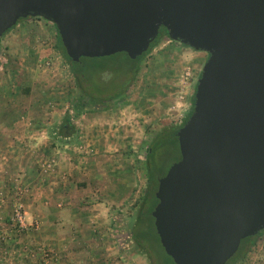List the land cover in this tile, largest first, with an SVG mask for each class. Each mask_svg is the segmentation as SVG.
Instances as JSON below:
<instances>
[{"label": "rangeland", "instance_id": "obj_1", "mask_svg": "<svg viewBox=\"0 0 264 264\" xmlns=\"http://www.w3.org/2000/svg\"><path fill=\"white\" fill-rule=\"evenodd\" d=\"M19 22L0 36V134L14 128L15 122V127L20 125L22 136L9 138L18 143L5 145L11 153H18L20 148L28 159L32 145H57L65 156L61 159L58 152H43L42 159L34 162L33 167L41 175L37 180H25L26 176L18 174L16 164L4 163L0 148V264H174L162 248L149 217H142V224L136 227L140 200L148 187L145 161L154 136L178 125L181 110L176 91L186 67L192 71L185 87L187 110H191V99L208 53L170 40L162 33L139 60L137 71L119 100L100 101L96 104L98 109L76 115L70 103L78 87L59 46L56 26L40 17L22 18ZM47 60L50 65L45 67ZM127 60L123 54L84 59L78 67L84 74L104 69L101 75L91 74L90 81L92 89H104L106 86L100 82L127 68ZM81 85L86 86V82ZM66 115L73 130L65 138L60 125ZM97 145H110L109 152L125 158L114 163L124 162L128 167H121L116 177L117 188L104 185L100 190L95 183L97 178L87 179L84 170L80 174L75 167L90 163L88 157L109 154L103 149L85 152V148ZM50 158L55 159L54 171L44 173L41 163ZM178 158V148L157 158L155 175L166 173ZM57 164L65 166L60 171L67 172V190L59 188L64 178L57 177ZM5 166L8 168L3 173ZM47 179L53 183L50 186H56L51 207L49 199L41 195ZM107 180L104 184H108ZM86 186L90 187L87 191ZM18 205L23 215L22 226L15 225L13 219ZM48 208L50 215L46 214ZM137 229L143 234L144 249L136 242ZM49 233L60 238L61 244L53 243V239L48 241ZM244 251L243 258L230 264H264V231Z\"/></svg>", "mask_w": 264, "mask_h": 264}, {"label": "water", "instance_id": "obj_2", "mask_svg": "<svg viewBox=\"0 0 264 264\" xmlns=\"http://www.w3.org/2000/svg\"><path fill=\"white\" fill-rule=\"evenodd\" d=\"M28 17L51 21L74 62L136 59L161 27L207 52L180 158L158 179L155 230L175 264H226L264 230V0H0V36Z\"/></svg>", "mask_w": 264, "mask_h": 264}, {"label": "trees", "instance_id": "obj_3", "mask_svg": "<svg viewBox=\"0 0 264 264\" xmlns=\"http://www.w3.org/2000/svg\"><path fill=\"white\" fill-rule=\"evenodd\" d=\"M18 22H19V20H18ZM162 33L167 35V31L164 27H161L159 29V33H158L157 37L151 42L148 50L146 52H144L142 55L138 56L136 59H130L125 52H118V53H114V54L109 55V56H102V57H93V58L82 57L79 62H74L66 54L65 49H64L62 42L60 40V36L58 34V31H57L59 46L61 47V49L63 51V55H64L66 61L70 65V71H71L72 75L74 76V78L76 80L77 87H78V93L76 94L74 99H72V101L70 103L71 109L74 111V113L77 115V114L82 113L85 110H87V111L96 110L99 108V107H97L96 104H98L100 101H103V100H106L109 98H111V99L116 98L117 100H119L120 97L123 96L126 85L132 79L133 75H135L137 68H138L137 65H138L139 60L156 44L159 36ZM121 54H123L128 59L127 63L130 65L127 68H125L124 70H120L119 72H117L115 76L112 75L111 78H106V79L104 78V80H106V81L100 82V84H101V86L105 85L106 88L103 89L100 86L99 87L97 86L95 88L93 87V89H92L90 87L91 86L90 85L91 74L99 73V75H101V73H103L105 70L104 69L95 70L92 73L90 72V73L84 74L83 71L78 67V64L84 59L98 60V59H103V58L116 57L117 55H121ZM122 75H124V76H122ZM121 76L123 78H120ZM83 81L86 82V86H84V87H82V85H81V83ZM88 85H89V87H88ZM191 102H192L191 110L189 111V113L187 114V116L185 117V119L183 120V122L180 125H176L174 127H169L167 129H164V130L160 131L159 133H157V135H155L154 138L152 139V145L153 146L150 147V149H148L149 151L147 153L146 161H145V167H146V171H147V175H148V187L145 189V192H144V194L140 200V205L138 208V215L139 216H138V219L136 220V223H137L136 227L138 224H142V221H143L142 217H144V216L149 217L151 219V223H153V221H154V219L151 215V211L153 210V208L155 207V205L158 202L157 198L155 197V191L157 189L158 179L165 174L164 173L161 176L155 175L154 168H155V165L157 162L156 159L160 158L162 155H164V153H166L167 151H170L172 149L178 148V150H179L178 139H177L176 133H177V130L179 129V127L182 126L183 123L187 120V118L189 117V115L192 111L193 104H194V94L192 96ZM60 130H61V134L65 138L71 134L73 128L70 125L68 115L65 116L63 122L61 123ZM66 142H64V143H66ZM157 154L159 155V157L157 156ZM179 158H180V152H179ZM152 163H153V167L151 165ZM153 226H154V224H153ZM154 228H155V226H154ZM263 231L264 230L258 232L257 234H255L253 236H249V237L242 239L237 252L226 262V264H230L231 262L236 263L238 260L243 258L245 256V253H246L244 251L245 247L250 248L252 245H254L257 235H259ZM142 235H143L142 232L138 233V229H137L136 235H135L136 242H137L138 246H140V248L142 247L144 249L143 244H142V241H143ZM157 237H158V235H157ZM158 239H159V237H158ZM168 257L171 259L170 256H168ZM172 262H173V260H172Z\"/></svg>", "mask_w": 264, "mask_h": 264}, {"label": "crops", "instance_id": "obj_4", "mask_svg": "<svg viewBox=\"0 0 264 264\" xmlns=\"http://www.w3.org/2000/svg\"><path fill=\"white\" fill-rule=\"evenodd\" d=\"M13 126H14V128L7 129L4 132V134L3 133L0 134V148L3 150L4 163H6L8 161L6 164L11 163V162L16 164L19 167L18 168L19 169L18 174H20V176H26L25 180L29 179L30 177L37 180L38 176L41 175V173L37 172L33 167L35 166L34 162H38L40 159H42V157L40 155L43 152L49 151L48 152L49 154H53L55 152H58L60 155V158L61 159L64 158V156H65V154H63L64 152L62 153L61 148H59L57 145H38L36 147L34 145H32L29 148V155L27 156L28 159H25L26 155L21 154L20 148L17 150L18 153H11L8 150L9 147H7L5 145H12L13 143H16V145H18V143L14 142V141H9V138H10V140H12V135L14 136L16 134L22 136V131L20 130V128H21L20 125H19V127H15V122H14ZM26 135L27 134L25 133L24 136H26ZM63 146L66 147L67 145H63ZM109 148H110V145H97V148L91 147L87 150L85 148V152L88 153V151L92 150V152L97 153L101 149H103V151L109 152L110 151ZM37 156L39 157L38 159H36ZM121 156H122L121 154L115 153V152H113V153L109 152V154L108 153H102L100 155H97L96 157H88L87 159L90 160L91 162L90 163H88V162L84 163V167L81 168L80 165H78V164L75 167L78 168L77 171H79L80 174L82 173L81 171L84 170V175H86L87 179L89 177L92 178L93 176L95 178H97L95 183L99 184L100 190L104 188V185L105 186L106 185L114 186L115 188H117L119 186V184L116 180V177L119 174V172L121 171V167L123 169L128 168L124 162H123V165H121V164L120 165H114V163H118L119 160L125 161V158L121 159ZM92 158H93V160H92ZM77 162H79V161H77ZM66 164L67 163H65L64 165L66 166ZM57 165L59 166L57 177L59 176L60 180H63V179H61L62 177L64 178V181L62 184L59 185V188L67 190L66 186H68L69 183H67V181L65 180V177H64V173L66 176L67 172L66 171H60L61 166L59 164H57ZM68 165H72V164L68 163ZM65 166H62L61 168H64ZM6 168H8V167L5 166V170L3 171V173L6 172ZM130 168H131V166H130ZM104 177L108 178V180H107L108 184H104V180L106 179ZM110 178H114L115 180L114 179L110 180ZM48 179L46 180L47 181L46 182L47 183L46 189H44L45 191H43L41 193V195L43 196V194H44V197H47L49 199V206L51 207L52 203L50 200H51V197H53L56 194V192H55L56 186L55 185L50 186V184L52 182H50L51 179L50 180H48ZM85 189L87 191L88 189H90V187L86 186ZM53 190H55V191H53ZM75 190H76V193H78V189H75ZM111 192H113V191H111ZM36 194H37V192H36ZM50 209L51 208H48L46 210L47 215L51 214ZM55 217H57V213H55ZM46 239L48 241H51L53 239V241H52L53 243L59 242L61 244V242H62V240L60 238L55 237L54 234H52V233L46 234Z\"/></svg>", "mask_w": 264, "mask_h": 264}, {"label": "built area", "instance_id": "obj_5", "mask_svg": "<svg viewBox=\"0 0 264 264\" xmlns=\"http://www.w3.org/2000/svg\"><path fill=\"white\" fill-rule=\"evenodd\" d=\"M49 65H50V62L47 60L44 66L48 67ZM189 69H190L189 67H186V70L184 71V73L181 74V78L179 80L181 82V85H180L179 90L176 91L177 99L180 102V106L178 108L181 110L180 112H178V115H179L178 125H180L183 122V120L185 119L189 111L187 110L189 106V102H187V97L185 93V87L187 86L186 80H189L192 78V71H189ZM172 108H175L174 105H172ZM78 148H81V147L79 146ZM54 162H55V159L53 158L45 159L41 163L42 172L46 173V172L54 171ZM20 206L21 205H18L14 209L13 219H14L15 225L17 223L21 225L23 222V215L21 213Z\"/></svg>", "mask_w": 264, "mask_h": 264}]
</instances>
